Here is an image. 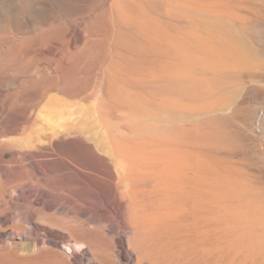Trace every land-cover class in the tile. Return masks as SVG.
<instances>
[{"label":"bare ground","instance_id":"6f19581e","mask_svg":"<svg viewBox=\"0 0 264 264\" xmlns=\"http://www.w3.org/2000/svg\"><path fill=\"white\" fill-rule=\"evenodd\" d=\"M1 25L0 264H264V0H0Z\"/></svg>","mask_w":264,"mask_h":264},{"label":"rangeland","instance_id":"374dc122","mask_svg":"<svg viewBox=\"0 0 264 264\" xmlns=\"http://www.w3.org/2000/svg\"><path fill=\"white\" fill-rule=\"evenodd\" d=\"M4 27H5L4 25L0 26V28H2V29H0V51H1L0 54L6 52V50H8L10 45H11V44H9L10 41L8 40L9 39V33L5 29L6 27L5 28ZM6 41H8L9 45L7 44ZM22 41L23 40L21 38L20 39L19 38L16 39V42L20 43ZM7 65H8V60L7 59L4 60V61L2 59L0 60V73L2 74L1 76L3 77V79H7V74H4V73H6L5 69H6ZM11 94H12V91H10V88L8 87V84L5 81L2 82L0 84V105H1V107H0V117H2V118H0V129H1V127L3 128V127L8 125L7 122L6 123H4V122H5V120L8 121L9 118H10L11 108H10V105H9V98H10ZM47 99H48L47 96H34V97L31 98L30 102H26L24 105L27 108L29 113H31L32 115L36 116V115H38V113L40 112L42 107L45 105ZM2 115H4V116H2ZM3 140H5V141H3ZM5 144H7V138L6 137L0 138V146L5 145ZM9 232H11V231H8V234H10ZM11 234H12V232H11ZM23 244H24V242L21 243V247H23ZM20 253H21V250L19 249V254Z\"/></svg>","mask_w":264,"mask_h":264}]
</instances>
